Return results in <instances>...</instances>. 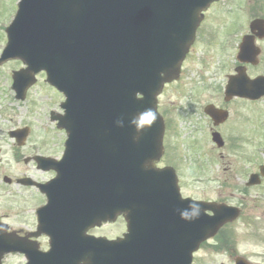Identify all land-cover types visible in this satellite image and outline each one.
I'll list each match as a JSON object with an SVG mask.
<instances>
[{"label": "water", "instance_id": "water-1", "mask_svg": "<svg viewBox=\"0 0 264 264\" xmlns=\"http://www.w3.org/2000/svg\"><path fill=\"white\" fill-rule=\"evenodd\" d=\"M217 1L21 0L0 64L18 59L28 66L14 76L18 99L41 71L66 95L59 120L71 153L60 181L88 197L72 204L73 212L65 207L55 214L53 249L31 256V264H192L202 243L237 219L235 208L182 200L175 174L156 168L164 135L157 97L178 79L202 13ZM246 87L238 94L257 99L264 78ZM147 109L157 119L138 129L134 120ZM118 215L128 222L124 239L86 237Z\"/></svg>", "mask_w": 264, "mask_h": 264}, {"label": "rangeland", "instance_id": "rangeland-1", "mask_svg": "<svg viewBox=\"0 0 264 264\" xmlns=\"http://www.w3.org/2000/svg\"><path fill=\"white\" fill-rule=\"evenodd\" d=\"M18 1L0 0V55L7 43L5 29L16 14ZM207 14L206 27L216 31V38H211L212 41L205 38V42L195 48L196 54L205 57L203 63L199 65L196 56L186 65L187 75L179 83L166 87L159 97V110L166 120L164 144L175 152L171 157L168 153L167 164L170 163L168 158L177 163L184 197L244 204L241 218L224 227L215 239L204 243L195 255L193 264H235L237 256L244 257L251 264H264V183L261 188L247 193L240 183L247 182V176L256 170L263 158L256 154L255 142H242L240 145L233 136L227 137L224 149H219L212 141L203 110L204 105L213 102L209 90L215 80L208 79L209 73L219 71L217 76L222 77L225 73L223 69H227L223 63H227L226 60L233 55L229 54L228 48L224 49L225 39L235 31V25H245L253 18H264V0H226L213 6ZM200 67L206 79L204 82L197 74ZM19 68V62H9L0 68L3 160L11 159L14 142L10 140L8 132L13 129L29 126L33 137L31 142L36 138L38 142L44 136H64L56 131L50 121V111L56 104L60 106L63 100L57 92L47 87L44 75L39 76L38 83L29 91L24 102L16 101L12 90V72ZM257 72L264 74V57ZM237 109L243 111L249 121L260 120V117L264 123V102L241 103ZM236 117L235 114L233 118ZM238 124L232 119L225 126L226 130ZM221 133L224 134V130L221 129ZM262 147L264 149V138ZM221 154L224 158H221ZM255 200H258L259 208ZM125 232L126 223L120 219L94 233L114 239ZM12 262L17 264L19 261L13 258Z\"/></svg>", "mask_w": 264, "mask_h": 264}, {"label": "flooded vegetation", "instance_id": "flooded-vegetation-1", "mask_svg": "<svg viewBox=\"0 0 264 264\" xmlns=\"http://www.w3.org/2000/svg\"><path fill=\"white\" fill-rule=\"evenodd\" d=\"M207 15L198 30L197 43L191 49L183 65L181 79L187 75L186 71L188 69L186 65L189 64L190 61H193L195 57L198 56V63L201 65L205 59L204 56L196 54L195 48H197V45L204 43L205 38L208 41H212L210 40L211 38L214 40L216 38V31L213 28L209 29L205 25ZM235 28V31L230 32L225 39L224 49L228 48L230 50L229 54L233 53V55H230V59L226 60L227 63H223L227 66V69H223L225 73L219 78L217 76L219 71H211L209 73L208 79L215 80L209 90L210 99H212L213 102L203 106L204 116L208 120L211 135L214 132H219L225 140V143L227 142V137L231 136H233L235 138L234 141L240 145L242 142L243 144H247L249 141H253L256 144V154L261 155L263 158V120L259 117L260 120L249 121L246 115H243L244 112H241L237 108L241 103H262L264 99L257 102H251L241 97L227 99L225 97V91L231 77L238 76L240 72L245 71L247 76L252 79L264 75L257 72L259 71L264 57V48L262 47L264 43V31L260 32L258 29H254V32H252L251 24H248V27L247 24L235 25ZM246 36H250V41L254 42L258 47L260 52L259 62L253 61L248 64L243 61L244 59H240V47ZM197 74H199L203 82L206 80L201 67L197 71ZM241 78L242 76L240 79ZM189 85L193 86V84ZM246 86L247 79H244L243 82L233 83V88L235 91L237 90V93L243 94V91L247 88ZM210 104H213L221 111H225L228 120L219 123V121H215L207 116L205 108ZM197 113L198 112H194V114ZM235 114L237 117L234 119L233 116ZM232 119L239 124L226 130L225 126L228 122H231ZM221 129L222 131L224 130V134L221 133ZM228 130V135H226V131ZM236 133L238 134L235 135ZM32 138L33 137L30 135L21 146L14 143L11 159L3 160V125L0 128V248L3 244V235H10L26 250L35 251L33 253L41 255L39 253H47L51 248L50 236L46 235L44 233L45 228L40 226L43 219L39 216L40 209L48 203L49 197L55 198L54 193H50L49 190L47 192L45 189L46 185L56 177V172L49 167V163L61 161L65 152V142L67 139L62 136H44V138L38 142V138L31 142L30 140ZM168 153L174 155V149L165 147V153L158 165L160 168L169 166L176 167L174 160H172V163L167 164ZM220 156L224 158L222 154ZM262 164L263 161L256 167L254 173L259 171ZM13 166H15V168ZM240 183L243 186V191L246 193L249 190H255L260 187H248L243 181ZM242 199L244 200L245 198ZM239 207L242 211L244 210L243 203H239ZM13 258L18 259L19 262L17 264L29 263L27 253L9 254L5 255L3 258V253L0 251V264H14L12 262Z\"/></svg>", "mask_w": 264, "mask_h": 264}, {"label": "clouds", "instance_id": "clouds-1", "mask_svg": "<svg viewBox=\"0 0 264 264\" xmlns=\"http://www.w3.org/2000/svg\"><path fill=\"white\" fill-rule=\"evenodd\" d=\"M156 119V113L152 109H147L140 114L139 119L134 120V123L138 129L143 130L146 127H150L156 121Z\"/></svg>", "mask_w": 264, "mask_h": 264}]
</instances>
